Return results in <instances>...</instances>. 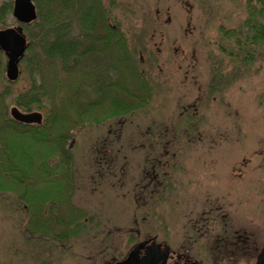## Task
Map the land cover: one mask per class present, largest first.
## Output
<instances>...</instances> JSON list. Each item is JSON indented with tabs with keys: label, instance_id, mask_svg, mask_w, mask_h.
<instances>
[{
	"label": "rangeland",
	"instance_id": "374dc122",
	"mask_svg": "<svg viewBox=\"0 0 264 264\" xmlns=\"http://www.w3.org/2000/svg\"><path fill=\"white\" fill-rule=\"evenodd\" d=\"M33 1L38 15L25 27L30 46L13 82L0 52V264H116L147 237L204 264H212L216 237L241 238L245 247L225 250L242 256L236 264H257L264 250V46L253 44L242 67L218 47L221 27L238 29L248 18L246 0H114L109 25L140 49L124 66L110 42L116 34L103 42L100 22L83 33L72 17L68 45L76 51L73 38L83 34L84 54L66 78L54 59L35 57L57 28L44 26L54 4ZM13 2L0 0V28L18 24ZM27 58L37 61L31 66ZM211 59L223 60L229 75L212 94ZM131 93L144 97L140 107L117 114ZM19 102L42 113L38 132L9 126L11 109H25ZM82 110L86 118L75 121ZM60 113L69 121H56ZM50 124L60 130L50 133ZM56 133L70 160L59 157ZM47 158L57 160L52 168L62 163L49 174L53 186L41 169Z\"/></svg>",
	"mask_w": 264,
	"mask_h": 264
},
{
	"label": "trees",
	"instance_id": "16d2710c",
	"mask_svg": "<svg viewBox=\"0 0 264 264\" xmlns=\"http://www.w3.org/2000/svg\"><path fill=\"white\" fill-rule=\"evenodd\" d=\"M47 3L48 4L51 3L52 5L54 4L55 8H54V10H51L49 14H47V16L49 15L48 17L47 16L45 17L47 19L44 20V23H45L44 26L45 27L47 26L46 21L49 24L54 21L53 25L56 26L57 30H61V31H57L55 29H50L49 31H47V34L43 36V43L41 45V47H42L41 53L42 54L38 55V56L36 54L35 57L46 56L47 58L51 59V61L54 59V65L57 68L56 72L57 73L61 72V74H63V76H62L63 78L70 76L71 72L74 70V67L80 61V57L84 54V50H81L82 48L79 49V47L82 44L81 42L83 41L81 39L84 36L83 34L79 33L78 37L73 38V41L78 44L76 51H71L70 46L68 45L70 43L71 39L67 36L68 35L67 32L71 28L72 17L78 18V22L76 25H78V28H80V30L83 31V33L85 31L84 30L85 26H87V25L95 26V25L99 24V22H100L101 23L100 25H103L105 30L107 31V33L104 37H106L107 35H109L111 33H114V35L116 34V38L114 41L110 37V40H111L110 42H111V44H115V47L117 44V46L121 50L120 57L122 59L121 58L120 59H121V64L123 66L126 63V62H124L125 60L128 63H131L133 61L134 57H137L136 53L139 52L140 49H139V47L138 48H136L134 46L132 47L133 39L131 37H128L127 33L125 31L121 30L119 27H117V30L112 29L111 26L109 25L108 21H107V16L110 14V10H111V4L115 5L114 0H50V2H47ZM245 4H249L250 14H249L248 18L245 19L244 24L240 25V27L238 29H225L224 27H221L220 31H221V33H223V36H221V39L218 42V47L220 49L221 54L225 55L224 57L227 56L226 58H229L232 61L238 60L241 63V67L251 63L250 54L253 52L251 49V46L253 44L259 43V45L264 46V22H261L259 20L260 18L264 20V0H246ZM71 9H72V11L70 12ZM99 10H102V12L100 13V19L96 20V16H97L98 12H100ZM107 10H108V12H107ZM50 14H52V15H50ZM44 26H42V27L44 28ZM58 26H60L62 28H59ZM54 33H57L58 35H55L54 39H53L52 34H54ZM104 37H102V40H103V42H106V40H108V36H107V38H104ZM102 40L99 41V43H102ZM117 40H118V42H117ZM56 42H58V45H56ZM127 47L132 48L131 53L128 50H126ZM142 50H144V49H142ZM27 60L29 61V58H27L26 61ZM211 60L213 63L212 69H211L212 73L210 76L209 85H207L208 86L207 91L209 92L211 90L210 94H212L213 92H216V90L217 91L221 90V87L225 83H227V80L229 79L228 71L225 70L226 64L223 62V60H220L217 62H215V60H213V59H211ZM35 61H37V60L35 59ZM35 61L34 62L29 61L31 66L34 63H36ZM31 71L33 72V70H31ZM54 80L57 82H61V83L63 82V81H60L56 77L54 78ZM33 83L35 84V82H33ZM47 88L48 87H44L45 90ZM140 88L143 90L145 88H147L146 91H148L149 95L152 96V92H153L152 86H150V85H147V87L143 86L142 80H141ZM210 94L208 95V97L210 96ZM76 96H79L81 98V96L79 94H76ZM127 96H128V94H127ZM130 98L132 100V101H130L131 103L122 101V103L119 104V109L116 108L118 110L115 111V112H117V114L126 112V109L130 110L133 108L140 107V105H141L140 101H143L142 99L144 97H140L134 93H131ZM123 99H126V98L123 97ZM19 103H20V105L28 107V108H30V105H31L30 102H27L25 104L21 103V102H19ZM51 111H53V110H51ZM82 111H80L77 114L78 118L75 119V121H81V120H83V117L86 118L87 111L86 110H84L83 112ZM61 115H62V113H60L59 117H57L55 120L56 121L59 120V122L60 121H62V122L69 121V118H68V120H66L65 118L63 120L60 119V118H62ZM64 115H65V112H64ZM80 115H82L83 117ZM191 118H189V119L191 120ZM9 126H11L13 128L12 130H14L16 133H19V134L22 133V131H24L28 135H31L34 133V131L25 129L26 127H24L20 124H10ZM50 126H51L50 127V129H51L50 133H53L54 131L60 130L58 128L57 124H50ZM39 127L40 126L35 127L34 128V129H36L35 131L38 132L41 129ZM15 132H12V133H15ZM40 132H42V136H44V137L46 136V130L45 129H42ZM54 135L56 136V140H57L58 139V133H56ZM50 136L52 137V134H50ZM47 139L48 138H44V140H47ZM40 141H42V140H39V142ZM58 143H59L58 144L59 146H57L58 149L60 150V152H62V151L64 152V149H62V148H64V146L62 148H59L61 146L60 139L58 140ZM47 151L49 152V151H53V150H50V149L46 150V156L49 155V154H47ZM60 156L62 157V155H60ZM49 159H51V158L45 159L48 164L44 168L41 167V169L45 173L43 175H47V173H48V175H47L49 177L48 181H49V183L51 182V185L53 186V185H55L56 181H55V179H53V176L51 178V176L49 174L52 175L54 173L53 175L56 176V174H55V173H57L56 169H59V167L62 166V163L59 162L58 164L54 165L52 168V167H50L49 161L55 162L57 160L56 159L55 160L54 159L49 160ZM31 162H32V160L29 158V166H31ZM31 174H32L31 172L25 173V177L32 176ZM50 180H52V181H50ZM26 181H28V178ZM1 185L2 184L0 183V186ZM60 185H61V183H60ZM3 187H5V186H3ZM39 236L43 237V236H47V235L43 234V232H40ZM53 239H55V237L50 236L49 240H53Z\"/></svg>",
	"mask_w": 264,
	"mask_h": 264
},
{
	"label": "water",
	"instance_id": "95a60500",
	"mask_svg": "<svg viewBox=\"0 0 264 264\" xmlns=\"http://www.w3.org/2000/svg\"><path fill=\"white\" fill-rule=\"evenodd\" d=\"M14 16L21 22L29 23L36 19L37 11L33 0H15L13 8ZM28 42L23 33L22 26L9 27L0 29V49L4 50L8 56L6 64V74L9 80H15L20 74L19 62L24 56ZM12 117L22 122H38L42 121L40 112L23 113L17 107L11 109ZM148 241H143L136 245L127 255V257L116 264H155L161 259L165 262L170 247L166 245L161 250V244L153 241L151 245L145 247ZM146 248V254L140 256V251ZM184 264H203L197 260L185 262ZM257 264H264V251L259 257Z\"/></svg>",
	"mask_w": 264,
	"mask_h": 264
},
{
	"label": "flooded vegetation",
	"instance_id": "af4514ba",
	"mask_svg": "<svg viewBox=\"0 0 264 264\" xmlns=\"http://www.w3.org/2000/svg\"><path fill=\"white\" fill-rule=\"evenodd\" d=\"M14 3H15V0H14V2H13V8H14ZM17 20V19H16ZM17 22H18V24H16V25H13V26H6V27H3V28H0V29H5V28H9V27H18V26H22V28H23V32H24V30H25V27L27 26V25H29V23H21L20 21H18L17 20ZM112 29H114V30H117V27H115V26H113V28ZM118 32V31H117ZM25 33V32H24ZM119 33V32H118ZM117 33V34H118ZM25 35H26V33H25ZM29 46H30V41H29V45H28V47H27V50H28V48H29ZM27 50H26V53H27ZM0 52H2L4 55H5V52H3L2 50H0ZM26 53H25V56H26ZM6 56V55H5ZM25 56L22 58V60H21V62H20V69H21V64H22V61L24 60V58H25ZM7 58V57H6ZM6 62H7V60H6ZM147 88H145L144 90H146ZM145 92V94H148L149 92L148 91H144ZM25 109H24V113H29V112H34V111H32V110H29L28 109V107H25V106H23ZM22 111V110H21ZM12 124H20V125H22V126H24V127H26L27 126V128L30 126V125H33V126H30L29 128H35V127H38L39 125V123H27V122H20V121H14ZM41 124V123H40ZM29 125V126H28ZM36 130V129H35ZM64 136H59L58 135V139L56 140V137H55V143L56 144H59L58 143V140L60 139V142H62V138H63ZM168 153V152H167ZM61 155H62V157L61 156H59V154H56V156H59L60 158H63V159H67V160H70V158H71V154L69 153V151L68 150H66V151H62V153H61ZM235 235L236 236H239V235H241V234H239V233H235ZM217 239V241L216 242H214V245H213V248L216 250L215 251V253H213L214 254V257H213V255H211L212 256V264H219L220 263V261H221V264H231V263H233V264H236V263H238L237 262V260H238V258L239 257H242L241 255L238 257L234 252V250H233V248H231L230 250L231 251H226L225 249L227 248V247H232L233 245H235L236 246V249H240L238 246H239V243H242V247H245V244H246V242L247 241H245L244 239H241V238H239V239H232L231 240V237L230 238H227V239H224L223 237H216ZM143 240H148V242H147V244H146V246L145 247H148L149 245H151L152 244V242L153 241H157L155 238H149V237H147V238H145V239H143ZM142 240V241H143ZM141 242V241H140ZM158 242V241H157ZM139 243V242H138ZM160 243V242H159ZM165 245H166V243H163V242H161V250H163L164 249V247H165ZM136 246V245H135ZM134 246V247H135ZM240 246V247H241ZM234 247V246H233ZM235 249V248H234ZM146 248H143L141 251H140V256H143V255H145L146 254ZM234 251V252H233ZM230 253H232V254H230ZM227 254H229V255H227ZM233 254H235V256L236 257H232V256H234ZM127 256V255H126ZM125 256V257H126ZM124 257V258H125ZM123 258V259H124ZM227 258H229L230 260H228L227 261ZM123 259H121V260H123ZM232 259H233V261H232ZM237 259V260H236ZM192 260H195V259H192V258H189V256L185 253V252H180V251H177V250H174V249H172L171 247H170V253H169V255H168V257H167V259H166V261L164 262L163 261V259H161L160 261H158V263H155V264H184L185 262H191ZM225 261V262H224Z\"/></svg>",
	"mask_w": 264,
	"mask_h": 264
}]
</instances>
